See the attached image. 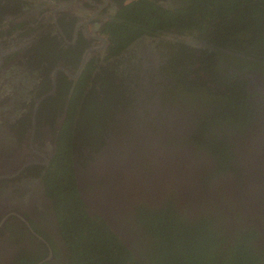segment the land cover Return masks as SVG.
<instances>
[{
  "label": "flooded vegetation",
  "instance_id": "obj_1",
  "mask_svg": "<svg viewBox=\"0 0 264 264\" xmlns=\"http://www.w3.org/2000/svg\"><path fill=\"white\" fill-rule=\"evenodd\" d=\"M193 3L0 0V264L7 258L10 264H71L59 199L46 186L59 144L69 139L76 143L69 184L77 186L88 215L125 245L123 236L139 251L132 216L125 215L118 233L92 202L115 185L120 165L148 172L169 152L172 158L191 154L200 168L199 190H193L199 199L185 203L188 214L206 207L225 221L230 241L240 228L241 237L252 229L258 233L252 245L264 249V230L238 204L258 191L264 205V121L244 134L235 127L205 129L206 117L218 109L214 97L227 93L205 70L217 58L215 38L126 20L152 10L167 19ZM123 23L129 30L121 33ZM250 143L257 146L248 149Z\"/></svg>",
  "mask_w": 264,
  "mask_h": 264
},
{
  "label": "trees",
  "instance_id": "obj_2",
  "mask_svg": "<svg viewBox=\"0 0 264 264\" xmlns=\"http://www.w3.org/2000/svg\"><path fill=\"white\" fill-rule=\"evenodd\" d=\"M193 1L178 14H168L167 19L159 18V11L152 10L126 20L146 21L148 27L154 28L163 23L177 30L198 29L215 38L217 58L206 61L205 70H210L208 81L227 93L214 97L213 104L218 109L206 117L205 129L235 127L244 134L262 118L257 111L264 107L262 95L257 91L251 93L253 83L257 82L252 78H264V0ZM121 27V33L129 30L125 23ZM223 42L230 51L228 55H224ZM66 142L59 144L46 186L48 193H55L59 199V221L64 233L69 234L71 264H264V249L260 251L252 245L256 231L246 229L248 235L241 237L240 228L232 242L226 236L225 221L219 223L206 207V211L194 212L192 216L185 211L186 218L169 197L159 207L133 206V229L138 230L136 240L140 241L135 253L136 242L132 243V251L103 222L99 224L91 218L79 201L77 186L69 184L76 143L74 139ZM225 146L229 149V142ZM161 205L164 207L160 208Z\"/></svg>",
  "mask_w": 264,
  "mask_h": 264
},
{
  "label": "water",
  "instance_id": "obj_3",
  "mask_svg": "<svg viewBox=\"0 0 264 264\" xmlns=\"http://www.w3.org/2000/svg\"><path fill=\"white\" fill-rule=\"evenodd\" d=\"M252 79L257 81L252 85L253 91L264 92V78ZM182 128L184 131L189 130L186 127ZM256 144L250 143L248 149H254ZM174 154L178 152L172 153ZM250 156L255 157L256 153L251 150ZM177 157L172 158L169 152L161 155L152 162V170L148 172H139L135 166L120 165L115 171V185L112 187L107 185L105 187L107 191L98 195L92 202L94 211L118 232L124 230L123 218L127 214L132 216L133 206L136 203L153 207L169 196L174 197L178 206L185 205L186 202L194 201V199L197 201L199 195L196 196L197 193L194 194L193 190H199L200 168L196 166V161L191 154H184V157L179 159ZM259 159L264 163L263 157ZM262 197L263 193L256 191L248 201L238 204L246 205V209L250 211L248 221L264 230V205L260 204ZM126 245L132 251L134 250L131 242L128 241Z\"/></svg>",
  "mask_w": 264,
  "mask_h": 264
},
{
  "label": "rangeland",
  "instance_id": "obj_4",
  "mask_svg": "<svg viewBox=\"0 0 264 264\" xmlns=\"http://www.w3.org/2000/svg\"><path fill=\"white\" fill-rule=\"evenodd\" d=\"M263 121H264V118L261 119L260 122H258V123L254 126L253 130L256 129V128L258 127V125L262 124ZM169 198H171V201H172L176 206H178V203L176 202V200L174 199L173 196H171V197L169 196ZM166 199H167V198H166ZM166 201H167V200H164V203H166ZM136 204H139V203H136ZM164 205H165V204H164ZM164 205H161L160 208L164 207ZM178 208H179V210H180V213L186 217V215H185V211H186V210H185L184 205H182V206H178ZM186 212L188 213V211H186ZM193 213H194V212H193ZM193 213H191V214L189 213V214H190V215H193ZM186 218H187V217H186ZM6 261H7L6 264H10V263H11V260H10L9 258H7Z\"/></svg>",
  "mask_w": 264,
  "mask_h": 264
},
{
  "label": "clouds",
  "instance_id": "obj_5",
  "mask_svg": "<svg viewBox=\"0 0 264 264\" xmlns=\"http://www.w3.org/2000/svg\"><path fill=\"white\" fill-rule=\"evenodd\" d=\"M257 83V82H256ZM258 92V91H257ZM262 93V102H264V92H261ZM260 94V93H259ZM261 95V94H260ZM259 111V113H261V115H262V118H260V120L261 119H263L264 118V107H263V109H260V110H258ZM260 122V121H259ZM257 124V123H256ZM256 157V156H255ZM166 200V199H165ZM153 207H159V205L158 206H154L153 205ZM187 211V210H186ZM134 215H132V217H133ZM124 238V240H126V242H131V244H132V240L133 239H131V238H125V237H123ZM133 245V244H132Z\"/></svg>",
  "mask_w": 264,
  "mask_h": 264
}]
</instances>
